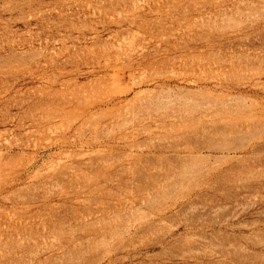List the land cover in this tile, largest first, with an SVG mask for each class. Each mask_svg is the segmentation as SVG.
Wrapping results in <instances>:
<instances>
[{
	"label": "rangeland",
	"instance_id": "rangeland-1",
	"mask_svg": "<svg viewBox=\"0 0 264 264\" xmlns=\"http://www.w3.org/2000/svg\"><path fill=\"white\" fill-rule=\"evenodd\" d=\"M0 264H264V0H0Z\"/></svg>",
	"mask_w": 264,
	"mask_h": 264
}]
</instances>
